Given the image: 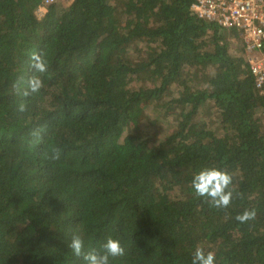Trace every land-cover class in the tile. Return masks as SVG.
<instances>
[{"label":"trees","instance_id":"1","mask_svg":"<svg viewBox=\"0 0 264 264\" xmlns=\"http://www.w3.org/2000/svg\"><path fill=\"white\" fill-rule=\"evenodd\" d=\"M193 2L0 0V264H82L73 236L118 238L112 264H264V93ZM210 166L226 208L191 190Z\"/></svg>","mask_w":264,"mask_h":264},{"label":"clouds","instance_id":"2","mask_svg":"<svg viewBox=\"0 0 264 264\" xmlns=\"http://www.w3.org/2000/svg\"><path fill=\"white\" fill-rule=\"evenodd\" d=\"M32 60L35 62L33 67L38 72H45L46 65L37 54H33ZM32 92H36L41 87L38 78L30 79L28 82ZM233 177L227 170L217 167H202L196 171L190 180V187L193 195L203 198L217 209L226 208L234 195L231 187ZM254 212L245 210L236 216V219L244 223L250 220ZM68 247L71 252L80 257L82 264H112L115 258L125 255V248L118 238L109 236L99 246V249L91 248L85 250L84 241L80 236H73ZM190 264H216V255L213 251H205L201 247L195 248L192 253Z\"/></svg>","mask_w":264,"mask_h":264},{"label":"built area","instance_id":"3","mask_svg":"<svg viewBox=\"0 0 264 264\" xmlns=\"http://www.w3.org/2000/svg\"><path fill=\"white\" fill-rule=\"evenodd\" d=\"M191 8L206 22L239 32L255 86L264 93V0H194Z\"/></svg>","mask_w":264,"mask_h":264},{"label":"rangeland","instance_id":"4","mask_svg":"<svg viewBox=\"0 0 264 264\" xmlns=\"http://www.w3.org/2000/svg\"><path fill=\"white\" fill-rule=\"evenodd\" d=\"M60 5H66V4H68L69 3V0H56ZM43 12H45V9H40L39 10V12H38V14L39 15H42L43 14ZM241 39H239V41H240ZM147 127H149V125H146V128Z\"/></svg>","mask_w":264,"mask_h":264}]
</instances>
